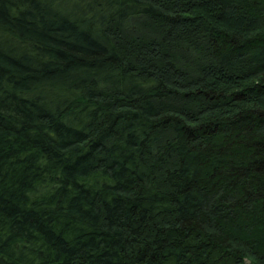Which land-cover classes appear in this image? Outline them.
Masks as SVG:
<instances>
[{
	"label": "trees",
	"instance_id": "1",
	"mask_svg": "<svg viewBox=\"0 0 264 264\" xmlns=\"http://www.w3.org/2000/svg\"><path fill=\"white\" fill-rule=\"evenodd\" d=\"M0 264H264V0H0Z\"/></svg>",
	"mask_w": 264,
	"mask_h": 264
}]
</instances>
